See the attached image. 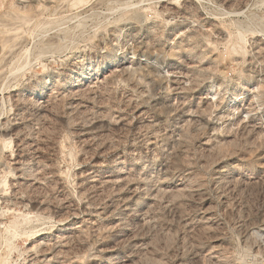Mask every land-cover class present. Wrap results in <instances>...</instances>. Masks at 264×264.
Segmentation results:
<instances>
[{
    "label": "rangeland",
    "instance_id": "374dc122",
    "mask_svg": "<svg viewBox=\"0 0 264 264\" xmlns=\"http://www.w3.org/2000/svg\"><path fill=\"white\" fill-rule=\"evenodd\" d=\"M258 234L264 0H0L16 264H260Z\"/></svg>",
    "mask_w": 264,
    "mask_h": 264
},
{
    "label": "built area",
    "instance_id": "2783aa9c",
    "mask_svg": "<svg viewBox=\"0 0 264 264\" xmlns=\"http://www.w3.org/2000/svg\"><path fill=\"white\" fill-rule=\"evenodd\" d=\"M264 246V245H263ZM4 259H5V263H4ZM260 264H264V247L263 250L260 253ZM16 264V260L13 258V256H9L6 253V249L4 250L2 245L0 246V264Z\"/></svg>",
    "mask_w": 264,
    "mask_h": 264
},
{
    "label": "bare ground",
    "instance_id": "6f19581e",
    "mask_svg": "<svg viewBox=\"0 0 264 264\" xmlns=\"http://www.w3.org/2000/svg\"><path fill=\"white\" fill-rule=\"evenodd\" d=\"M3 41H4V40H3ZM2 43H3V42H2ZM4 43H5V42H4ZM1 45H2V44H1ZM24 219H25V218H24ZM257 231H258V230H257ZM7 232H8V231H7ZM260 232H261V230H260ZM12 236H13V235H12ZM258 236H259L260 238H262L263 235H262V234H258ZM263 237H264V236H263ZM261 240H262V239H261ZM7 241H8V240H7ZM4 263H5V259H4ZM4 263H3V264H4Z\"/></svg>",
    "mask_w": 264,
    "mask_h": 264
}]
</instances>
